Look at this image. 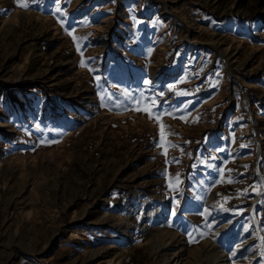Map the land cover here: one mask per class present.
Listing matches in <instances>:
<instances>
[{"label":"rangeland","instance_id":"rangeland-1","mask_svg":"<svg viewBox=\"0 0 264 264\" xmlns=\"http://www.w3.org/2000/svg\"><path fill=\"white\" fill-rule=\"evenodd\" d=\"M19 3L0 264H264V0Z\"/></svg>","mask_w":264,"mask_h":264},{"label":"bare ground","instance_id":"bare-ground-1","mask_svg":"<svg viewBox=\"0 0 264 264\" xmlns=\"http://www.w3.org/2000/svg\"><path fill=\"white\" fill-rule=\"evenodd\" d=\"M205 246H206V248H207L209 251L215 248L214 244H213L212 242H210L209 240L206 241ZM216 253H217V252H216ZM198 255H199V254H198ZM216 257H217V256H216ZM191 260H192V259H191ZM196 263H197V262H196ZM196 263H195V264H196ZM191 264H192V263H191ZM221 264H226V263H221Z\"/></svg>","mask_w":264,"mask_h":264},{"label":"snow or ice","instance_id":"snow-or-ice-1","mask_svg":"<svg viewBox=\"0 0 264 264\" xmlns=\"http://www.w3.org/2000/svg\"><path fill=\"white\" fill-rule=\"evenodd\" d=\"M17 2L19 4V6L22 7V8H27L28 7V5L26 3H19V0H17ZM57 11H59V9H57ZM149 115H150V118H152L151 114H149ZM157 119H158V117H157Z\"/></svg>","mask_w":264,"mask_h":264}]
</instances>
